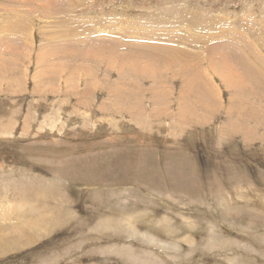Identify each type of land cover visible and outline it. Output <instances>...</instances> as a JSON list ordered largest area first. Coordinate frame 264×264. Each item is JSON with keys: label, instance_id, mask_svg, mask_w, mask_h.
Listing matches in <instances>:
<instances>
[{"label": "rangeland", "instance_id": "obj_1", "mask_svg": "<svg viewBox=\"0 0 264 264\" xmlns=\"http://www.w3.org/2000/svg\"><path fill=\"white\" fill-rule=\"evenodd\" d=\"M0 264H264V0H0Z\"/></svg>", "mask_w": 264, "mask_h": 264}, {"label": "crops", "instance_id": "obj_2", "mask_svg": "<svg viewBox=\"0 0 264 264\" xmlns=\"http://www.w3.org/2000/svg\"><path fill=\"white\" fill-rule=\"evenodd\" d=\"M135 118H136V119H140V116L135 115ZM141 119H142V118H141ZM141 121H142V120H141Z\"/></svg>", "mask_w": 264, "mask_h": 264}, {"label": "bare ground", "instance_id": "obj_3", "mask_svg": "<svg viewBox=\"0 0 264 264\" xmlns=\"http://www.w3.org/2000/svg\"><path fill=\"white\" fill-rule=\"evenodd\" d=\"M151 54V53H150ZM153 55V54H152ZM155 57V56H154ZM133 59V58H132ZM120 61V60H119ZM164 61H165V59H164ZM197 87V86H196ZM194 91V90H193Z\"/></svg>", "mask_w": 264, "mask_h": 264}]
</instances>
